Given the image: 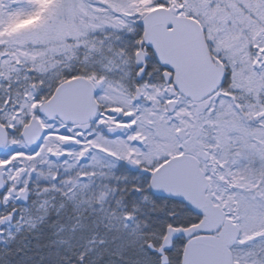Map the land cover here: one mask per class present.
<instances>
[{
	"label": "snow or ice",
	"instance_id": "6c2138e0",
	"mask_svg": "<svg viewBox=\"0 0 264 264\" xmlns=\"http://www.w3.org/2000/svg\"><path fill=\"white\" fill-rule=\"evenodd\" d=\"M0 264H264V0H0Z\"/></svg>",
	"mask_w": 264,
	"mask_h": 264
},
{
	"label": "rangeland",
	"instance_id": "374dc122",
	"mask_svg": "<svg viewBox=\"0 0 264 264\" xmlns=\"http://www.w3.org/2000/svg\"><path fill=\"white\" fill-rule=\"evenodd\" d=\"M25 23H27V21H25Z\"/></svg>",
	"mask_w": 264,
	"mask_h": 264
}]
</instances>
